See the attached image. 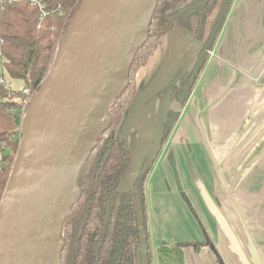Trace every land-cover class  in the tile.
<instances>
[{"label":"crops","instance_id":"obj_1","mask_svg":"<svg viewBox=\"0 0 264 264\" xmlns=\"http://www.w3.org/2000/svg\"><path fill=\"white\" fill-rule=\"evenodd\" d=\"M203 47L175 23L136 72L117 130L133 156L120 187L170 131L145 185L150 263L219 264L209 241L225 264H264V232L246 230L244 210L264 217V0H232L193 79Z\"/></svg>","mask_w":264,"mask_h":264},{"label":"water","instance_id":"obj_2","mask_svg":"<svg viewBox=\"0 0 264 264\" xmlns=\"http://www.w3.org/2000/svg\"><path fill=\"white\" fill-rule=\"evenodd\" d=\"M156 1H80L20 125L19 147L0 201V264H60V232L80 197L79 170L109 127L107 110L127 86L130 63L147 39ZM206 53L204 46L191 78ZM158 150L156 142L145 167ZM138 217L141 264H148L141 211Z\"/></svg>","mask_w":264,"mask_h":264},{"label":"trees","instance_id":"obj_3","mask_svg":"<svg viewBox=\"0 0 264 264\" xmlns=\"http://www.w3.org/2000/svg\"><path fill=\"white\" fill-rule=\"evenodd\" d=\"M41 1L46 6L43 17L39 8L29 5L27 0L0 7V77L4 75L5 79V83L0 82V201L19 147L20 118L30 102L24 90L32 96L42 85L81 0ZM204 1H156L147 39L130 63L127 86L107 110L109 127L99 135L79 170L80 197L65 216L60 232L63 240L60 264H134L135 247L140 242L139 211L146 233L143 194L146 175L136 178L135 190L118 189L131 156L126 143L114 138V132L134 99L136 72L175 23L192 31L202 47H207V53L212 48L232 0H208L203 4ZM6 77L21 80L23 87L12 89ZM5 150L9 151L6 155ZM203 244L212 248L219 264H225L212 243ZM147 263L151 264L149 250Z\"/></svg>","mask_w":264,"mask_h":264},{"label":"rangeland","instance_id":"obj_4","mask_svg":"<svg viewBox=\"0 0 264 264\" xmlns=\"http://www.w3.org/2000/svg\"><path fill=\"white\" fill-rule=\"evenodd\" d=\"M7 78V77H6ZM7 80V82H8V84L10 85V87L12 88V89H14V90H19V89H21L22 87H23V82L21 81V80H14V79H10V78H7L6 79ZM35 95V94H34ZM33 96V95H32ZM31 96V94L29 93V97H30V100L33 98ZM24 116H25V112L21 115V118H20V123H19V126H18V129H19V134H18V140L20 139V137H21V135H22V128H21V123H22V121H23V118H24ZM166 134H167V132H166ZM223 163V162H222ZM225 164H226V162H224ZM223 163V164H224ZM229 163H231V162H229ZM222 164V165H223ZM224 164V165H225ZM224 165H223V167H224ZM226 166V165H225ZM228 166V165H227ZM213 167L215 168V164H213ZM220 173V172H219ZM126 179V177L123 179V181ZM218 183H215V185H216V187L218 186L217 185ZM216 196L219 198V196H218V194L216 193ZM146 209H148V211H149V202L147 201V198H146ZM225 210H228V214H230V210L231 209H225ZM242 210V209H241ZM245 210V212H246V220L248 221V223L246 224V227H247V229L246 230H249V232L254 236V234H255V231L259 234V232H261V233H263L264 232V217L263 218H260L259 216H257V217H255V219H253L254 217H253V209H244ZM259 219H261V220H259ZM232 220H233V223H234V225H233V227H234V230H236V231H238L239 229L237 228V222H236V219L233 217L232 218ZM238 229V230H237ZM240 231V230H239Z\"/></svg>","mask_w":264,"mask_h":264},{"label":"flooded vegetation","instance_id":"obj_5","mask_svg":"<svg viewBox=\"0 0 264 264\" xmlns=\"http://www.w3.org/2000/svg\"><path fill=\"white\" fill-rule=\"evenodd\" d=\"M134 100V99H133ZM133 102V101H132ZM132 104V103H131ZM130 104V105H131ZM129 105V106H130ZM128 106V107H129ZM127 107V108H128ZM126 111H127V109H126ZM125 111V112H126ZM125 115V113L123 114V116ZM123 116H122V120H123ZM122 120H121V122H122ZM121 122L119 123V125L121 124ZM119 125H118V127H119ZM118 127L115 129V132H114V138L117 140V141H124L125 143H126V145H127V147L129 148V152H130V156H131V163H130V166H129V169H128V171H127V174L121 179V181L119 182V184H118V189L120 190V191H122V192H129L130 190H135V181H136V178L137 177H141V176H145L146 175V179H145V183H144V186L146 185V182H147V179H148V176H149V174L151 173V169H152V167H153V165L158 161V159H159V154H160V152H161V150H162V148H163V146L166 144V142L168 141L167 139H168V137H169V134H170V131H164L163 132V134L161 135V137L159 138V141H158V143H159V150H158V152L156 153V157H155V159H154V161L149 165V166H147V167H145V163H146V161H147V158H148V154L146 153V155H145V158H144V160H143V162H142V164L140 165V167L138 168V172H137V174L134 176V178H133V181H132V184H131V186H130V189H125V190H123V189H121V187H120V184H121V182L123 181V179L125 178V177H127V175L129 174V170H130V168H131V165H132V161H133V156H132V151H131V148H130V145H129V141H126L125 139H118V137H117V130H118ZM166 132H167V134H166ZM154 144L155 143H153V145L152 146H154ZM151 150V149H150ZM143 194H144V200L146 201V186L144 187V192H143ZM145 208H146V202H145ZM139 246V245H138Z\"/></svg>","mask_w":264,"mask_h":264},{"label":"built area","instance_id":"obj_6","mask_svg":"<svg viewBox=\"0 0 264 264\" xmlns=\"http://www.w3.org/2000/svg\"><path fill=\"white\" fill-rule=\"evenodd\" d=\"M27 1H28L29 5H31V6L34 5V6H37L39 8V10L41 12L40 17H43L46 15V6L41 0H27ZM15 2H17V0H0V7H2V5H4L5 3L12 4ZM0 55H1V53H0ZM4 81H5V79H4V75H3L0 77V82L5 83ZM10 91H11V89L8 88V95H9ZM24 92L26 94H29V91L27 89L24 90Z\"/></svg>","mask_w":264,"mask_h":264}]
</instances>
